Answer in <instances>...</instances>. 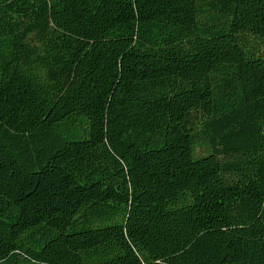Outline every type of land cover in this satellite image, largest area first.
Masks as SVG:
<instances>
[{"label": "trees", "instance_id": "1", "mask_svg": "<svg viewBox=\"0 0 264 264\" xmlns=\"http://www.w3.org/2000/svg\"><path fill=\"white\" fill-rule=\"evenodd\" d=\"M0 264H264V0H0Z\"/></svg>", "mask_w": 264, "mask_h": 264}]
</instances>
